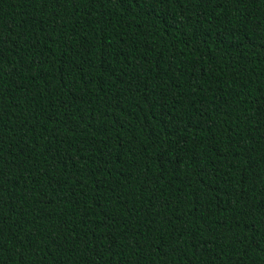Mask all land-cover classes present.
<instances>
[{
    "label": "trees",
    "instance_id": "1",
    "mask_svg": "<svg viewBox=\"0 0 264 264\" xmlns=\"http://www.w3.org/2000/svg\"><path fill=\"white\" fill-rule=\"evenodd\" d=\"M0 264H264V0H0Z\"/></svg>",
    "mask_w": 264,
    "mask_h": 264
}]
</instances>
